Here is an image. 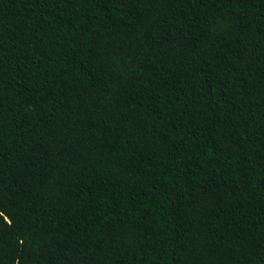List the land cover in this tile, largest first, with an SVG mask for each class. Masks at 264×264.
I'll return each instance as SVG.
<instances>
[{"label":"trees","instance_id":"1","mask_svg":"<svg viewBox=\"0 0 264 264\" xmlns=\"http://www.w3.org/2000/svg\"><path fill=\"white\" fill-rule=\"evenodd\" d=\"M0 264H264V0H0Z\"/></svg>","mask_w":264,"mask_h":264}]
</instances>
